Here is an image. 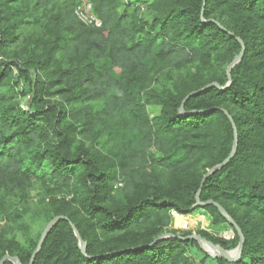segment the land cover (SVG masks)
<instances>
[{
    "label": "trees",
    "instance_id": "16d2710c",
    "mask_svg": "<svg viewBox=\"0 0 264 264\" xmlns=\"http://www.w3.org/2000/svg\"><path fill=\"white\" fill-rule=\"evenodd\" d=\"M90 2L99 28L74 0H0V259L30 264L63 216L85 254L59 221L32 264H196L170 212L230 227L195 206L232 149L225 112L236 153L199 200L244 247L213 264H264V0ZM34 192L49 199L31 232L20 207ZM232 231L195 235L232 251Z\"/></svg>",
    "mask_w": 264,
    "mask_h": 264
},
{
    "label": "water",
    "instance_id": "95a60500",
    "mask_svg": "<svg viewBox=\"0 0 264 264\" xmlns=\"http://www.w3.org/2000/svg\"><path fill=\"white\" fill-rule=\"evenodd\" d=\"M238 43L241 45V51L240 53L233 59V61L229 64V66L226 69V77H227V85L226 87H228L230 85V71L233 68V66L238 63L242 56H243V46L240 40H238ZM216 88L219 90H222V88H220L219 86H217L216 84H211L209 86H207L205 89L207 88ZM201 92V91H198ZM195 93H191L189 94L186 98H189L190 96L196 94ZM180 114H182V109H180ZM225 116L227 117L229 123L231 124L232 127V131H233V144H232V149L231 152L229 154V156L227 157V159L224 160V162L220 165L215 166L214 168L210 169L207 171V173L205 174V176L203 177L201 184H200V188L198 190V193L196 195V204L195 206L197 207H205L208 205H212L215 209H217V211L220 213V215L226 220V222L228 223V225L236 232L237 237H238V244L236 246V248L232 251H225L222 248H220L217 245L212 244L211 242L207 241L206 239L198 236V235H191L189 237L184 238L183 240H192L195 241L200 247H205L208 248L211 252H213L212 257L213 258H222L227 262H237L242 254V249L244 247V237L241 233V231L239 230V228L237 227V225L232 221V219L226 214V212L220 207V205H218L217 203H214L212 201H207L205 203H201L199 200V194L201 191V187L203 186L204 181L206 180L207 177H209L210 175H212L214 172H216L218 169H220L224 164H226L231 158L234 157L235 153H236V149H237V133H236V129L234 127V124L232 122V119L224 112ZM59 221H65L69 224L71 230L73 231V234L75 236V238L77 239L78 245L80 247L81 253L84 255L85 254V248H86V244L82 241V239L80 238L78 232L76 231V229L74 228V226L72 224L69 223L68 219L66 217L63 216H56L53 217L44 227L40 238L38 240V244L36 247V250L34 251L30 264H32L34 256L36 255V253L40 250L43 241L45 239V237L47 236L48 232L50 231V229L54 226L55 223L59 222ZM168 237H174V238H179L178 236H174V235H162L160 237H158V239L155 240H161L164 238H168ZM5 262H10L12 264H20L19 260L17 257H11L9 255H5L4 257H2V259H0V264H4Z\"/></svg>",
    "mask_w": 264,
    "mask_h": 264
},
{
    "label": "rangeland",
    "instance_id": "374dc122",
    "mask_svg": "<svg viewBox=\"0 0 264 264\" xmlns=\"http://www.w3.org/2000/svg\"><path fill=\"white\" fill-rule=\"evenodd\" d=\"M151 114H156L158 109L157 108H150L149 109ZM178 158H182L181 153H177ZM49 197H44L40 195L38 192H34L31 195V199L28 201L27 205L21 206V211L24 212V221L28 225L29 230L31 232H35L37 230L36 226V219L38 220L44 212V203L48 201ZM182 224H186V232H190L195 234L196 231H203L208 233L211 237L217 239H224L227 241H231L233 238V231L228 226H212L210 224L209 218L200 211H195L191 215L184 216L182 219H172V229L176 231H180L179 227ZM4 225V221L0 219V227ZM184 232V231H180ZM18 239V234H17ZM221 248V247H220ZM200 251L207 256L208 259H203V255L201 252H198L195 248L190 251L195 257L196 264H213L214 258L212 257L213 252H211L208 248L200 247Z\"/></svg>",
    "mask_w": 264,
    "mask_h": 264
},
{
    "label": "built area",
    "instance_id": "2783aa9c",
    "mask_svg": "<svg viewBox=\"0 0 264 264\" xmlns=\"http://www.w3.org/2000/svg\"><path fill=\"white\" fill-rule=\"evenodd\" d=\"M74 15L78 19L80 23L86 26H94L96 28H99L101 26V22L93 15L92 13V4L90 0H74ZM170 216L173 220L182 219L184 216L180 215L179 213L175 211L170 212ZM186 224H182L179 229L180 231H185Z\"/></svg>",
    "mask_w": 264,
    "mask_h": 264
},
{
    "label": "bare ground",
    "instance_id": "6f19581e",
    "mask_svg": "<svg viewBox=\"0 0 264 264\" xmlns=\"http://www.w3.org/2000/svg\"><path fill=\"white\" fill-rule=\"evenodd\" d=\"M206 249V248H205Z\"/></svg>",
    "mask_w": 264,
    "mask_h": 264
}]
</instances>
